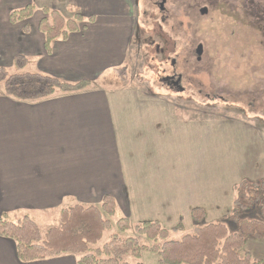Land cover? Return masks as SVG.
Here are the masks:
<instances>
[{
  "label": "crops",
  "instance_id": "1",
  "mask_svg": "<svg viewBox=\"0 0 264 264\" xmlns=\"http://www.w3.org/2000/svg\"><path fill=\"white\" fill-rule=\"evenodd\" d=\"M30 5L29 20L10 22L13 11ZM44 9L84 19L80 32L55 41L50 53L40 31ZM133 16L132 0H0V68L15 70V58L23 56L26 73L91 82L82 92L37 102L0 95V218L16 222L19 214L29 215L45 232L41 223L59 219L63 209L99 207L110 195L132 224L158 221L171 229L183 223L186 231L193 209H203L207 222L218 221L224 217L215 215L233 205L242 181H264L263 146L248 148L237 139L247 134L240 127H253L248 118L225 125L177 117L171 107L183 104L130 101L103 81L129 62ZM119 108L139 113L118 120ZM232 137L243 144L239 153L229 149ZM258 166L261 174L252 172ZM0 264H77V257L23 263L15 243L0 237Z\"/></svg>",
  "mask_w": 264,
  "mask_h": 264
},
{
  "label": "rangeland",
  "instance_id": "2",
  "mask_svg": "<svg viewBox=\"0 0 264 264\" xmlns=\"http://www.w3.org/2000/svg\"><path fill=\"white\" fill-rule=\"evenodd\" d=\"M153 1L156 0H132L134 34L126 79L121 80L113 72L103 81H110L113 90L128 93L130 101L169 100L190 109L173 105L171 111L177 117L216 120L225 125L232 124L234 117L248 118L253 127H240L247 134L242 131L237 139L247 141L248 148L253 143L262 145L264 154V30L260 29L264 27V0H168L169 11L164 20ZM204 7L208 13L201 15ZM200 44L203 55L198 61L195 50ZM28 70L32 71L30 66ZM174 74L183 75V94L166 88L162 82ZM1 94H5L3 84ZM114 99L121 103L118 97ZM137 113L119 108L117 119H131ZM227 144L230 150H243V144L235 143L234 137ZM220 148L217 144L215 149ZM235 165L239 167V162ZM260 169L258 166L252 172L258 170L261 174ZM232 207H221L215 218H224L207 223L224 222ZM18 216L23 218V214ZM119 218L117 215L112 221L116 223ZM241 219L262 220L259 207L242 214ZM49 222L41 223L45 232L47 227L60 224V217ZM184 224L186 231L173 234V240L194 231L193 222ZM246 252L264 261V240L247 239L241 255ZM158 260L157 255L149 253L143 255L141 262L157 264ZM128 261L134 262L131 258Z\"/></svg>",
  "mask_w": 264,
  "mask_h": 264
},
{
  "label": "trees",
  "instance_id": "3",
  "mask_svg": "<svg viewBox=\"0 0 264 264\" xmlns=\"http://www.w3.org/2000/svg\"><path fill=\"white\" fill-rule=\"evenodd\" d=\"M34 12V5L13 11L10 22H25ZM43 12L40 31L45 36L47 52H51L55 41L67 40L71 34L80 32L82 16L66 19L58 11ZM25 32H29L27 28ZM27 66L28 59L18 56L14 60V73L0 68V84L14 100L37 102L58 92L77 93L91 86L89 81L68 83L52 76L26 73ZM115 72L121 80L126 79V68ZM235 192L232 210L224 222L207 223L205 211L195 208L191 214L195 229L180 240L171 236L184 233L182 224L171 229H165L158 221L132 224L118 213L116 200L110 195L99 207L76 205L63 209L60 224L46 232L29 215L16 222L4 215L0 218V237L15 243L17 257L23 263L74 255L77 264H143V255L152 253L158 256L157 264H264L249 252L241 255L247 239L264 240V181L244 180ZM256 207L262 220L241 219L242 214ZM117 215L120 218L114 223L112 219Z\"/></svg>",
  "mask_w": 264,
  "mask_h": 264
},
{
  "label": "flooded vegetation",
  "instance_id": "4",
  "mask_svg": "<svg viewBox=\"0 0 264 264\" xmlns=\"http://www.w3.org/2000/svg\"><path fill=\"white\" fill-rule=\"evenodd\" d=\"M153 2H154V6L157 7L158 10L163 14L162 20L166 19V14L169 11V9L167 8L168 0H156ZM196 50H195V53H196ZM173 65H175L174 62H173ZM162 82L164 83V86H166V88L172 89V90H177L178 93L183 94L186 91V87L184 86V83H183L184 78H183L182 74H178V75L174 74L171 76H167L165 79L162 80Z\"/></svg>",
  "mask_w": 264,
  "mask_h": 264
},
{
  "label": "water",
  "instance_id": "5",
  "mask_svg": "<svg viewBox=\"0 0 264 264\" xmlns=\"http://www.w3.org/2000/svg\"><path fill=\"white\" fill-rule=\"evenodd\" d=\"M201 15H206L208 13V9L206 7L202 8L200 10ZM196 54L198 57V61H201L202 55H203V45H199L197 50H196Z\"/></svg>",
  "mask_w": 264,
  "mask_h": 264
}]
</instances>
